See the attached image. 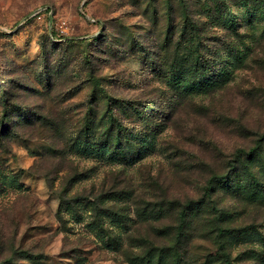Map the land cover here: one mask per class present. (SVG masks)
<instances>
[{
	"label": "rangeland",
	"instance_id": "1",
	"mask_svg": "<svg viewBox=\"0 0 264 264\" xmlns=\"http://www.w3.org/2000/svg\"><path fill=\"white\" fill-rule=\"evenodd\" d=\"M225 1L0 0V264H264V0Z\"/></svg>",
	"mask_w": 264,
	"mask_h": 264
},
{
	"label": "trees",
	"instance_id": "2",
	"mask_svg": "<svg viewBox=\"0 0 264 264\" xmlns=\"http://www.w3.org/2000/svg\"><path fill=\"white\" fill-rule=\"evenodd\" d=\"M210 1L212 2L213 5L219 6V10H217V13L219 15L224 13L223 9L226 6L225 0H210ZM189 4H190V2L188 3L187 7L189 6ZM192 15L193 14H191L190 12L184 10V25H183V30H182V36H183L184 41L188 38V36L190 34L195 33V32L198 33L200 31L199 26L198 27L195 26V29H194V27H192L193 25H192L191 21H189ZM207 15L213 16L214 12L211 11V13H208Z\"/></svg>",
	"mask_w": 264,
	"mask_h": 264
}]
</instances>
